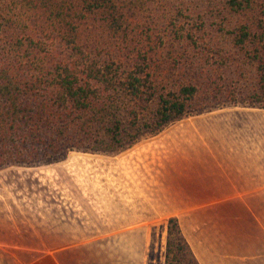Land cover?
Listing matches in <instances>:
<instances>
[{"label": "trees", "instance_id": "trees-1", "mask_svg": "<svg viewBox=\"0 0 264 264\" xmlns=\"http://www.w3.org/2000/svg\"><path fill=\"white\" fill-rule=\"evenodd\" d=\"M237 106L264 109V0H0V168ZM165 264H199L176 217Z\"/></svg>", "mask_w": 264, "mask_h": 264}, {"label": "crops", "instance_id": "crops-1", "mask_svg": "<svg viewBox=\"0 0 264 264\" xmlns=\"http://www.w3.org/2000/svg\"><path fill=\"white\" fill-rule=\"evenodd\" d=\"M133 153L112 161L121 210L176 217L199 264H264V110L217 111Z\"/></svg>", "mask_w": 264, "mask_h": 264}, {"label": "rangeland", "instance_id": "rangeland-1", "mask_svg": "<svg viewBox=\"0 0 264 264\" xmlns=\"http://www.w3.org/2000/svg\"><path fill=\"white\" fill-rule=\"evenodd\" d=\"M236 108L264 110L205 111L161 133ZM153 137L118 154L72 152L60 162L0 168V264H165L169 221L158 216L163 210H121L115 195L122 189L113 178L125 169L112 161L124 164ZM103 163L110 170L106 183Z\"/></svg>", "mask_w": 264, "mask_h": 264}]
</instances>
